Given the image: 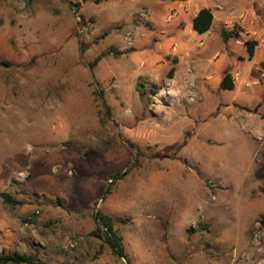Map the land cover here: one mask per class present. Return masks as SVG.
Segmentation results:
<instances>
[{
	"label": "rangeland",
	"instance_id": "374dc122",
	"mask_svg": "<svg viewBox=\"0 0 264 264\" xmlns=\"http://www.w3.org/2000/svg\"><path fill=\"white\" fill-rule=\"evenodd\" d=\"M246 42L263 50L264 0H0V194L23 202L0 199V255L264 264V59L242 63ZM226 71L236 92L217 88ZM96 211L125 261L98 255Z\"/></svg>",
	"mask_w": 264,
	"mask_h": 264
},
{
	"label": "trees",
	"instance_id": "16d2710c",
	"mask_svg": "<svg viewBox=\"0 0 264 264\" xmlns=\"http://www.w3.org/2000/svg\"><path fill=\"white\" fill-rule=\"evenodd\" d=\"M87 1H92L96 4L99 3V0H81L82 3H85ZM174 1L186 2L187 0H174ZM80 4L81 3L78 2L73 3L72 7L78 10L80 8ZM212 22H213V16L211 11L207 8H202L197 12L196 16L191 21V30L199 36L204 35L210 30L212 26ZM238 37H239V33L237 32L236 27H233L230 31H225V30L221 31V38L223 42H227L231 38L237 39ZM257 45H258L257 42L245 43L246 53L249 59H251V57L253 56V51ZM96 61H98V58L95 60V62ZM1 64L6 65L4 63ZM258 66L259 69L264 72V61L260 62ZM234 87H235V82L233 77L229 72L227 71L224 72L218 84V90L231 92L234 90ZM124 174L125 173H122L121 175H117L113 179L119 180ZM255 177L258 180L264 179V162L262 163L260 168L255 171ZM108 193L109 190H106V194ZM0 199L4 205L10 208H15L17 206L23 205L22 201L15 199L8 193H1ZM93 219L95 221V228L92 232V236L101 240L103 243L100 246V251L98 252V255L101 253L103 249H106L113 257L117 259L126 260L124 247L122 245V237L116 230L112 218L108 215L102 214L99 211H96L95 215L93 216ZM197 228L199 229V231H202L207 228V225L199 223ZM188 231L190 232V230ZM0 264H44V263L38 262L34 257L30 255L12 253L9 255H4V254L0 255Z\"/></svg>",
	"mask_w": 264,
	"mask_h": 264
},
{
	"label": "crops",
	"instance_id": "0c3cea01",
	"mask_svg": "<svg viewBox=\"0 0 264 264\" xmlns=\"http://www.w3.org/2000/svg\"><path fill=\"white\" fill-rule=\"evenodd\" d=\"M191 1L192 0H187L186 2H182V4H191ZM202 8H205L203 5H200V4H198V5H194V7H191V10L192 11H194L193 12V14H192V18H191V20L187 23V18L186 17H183V19H184V22H186L188 25V27H190L191 28V21H192V19L196 16V14H197V12L200 10V9H202ZM212 13V12H211ZM181 14H185L184 12H182V11H179V14H178V17L181 15ZM212 16H213V14H212ZM177 17V18H178ZM176 18V19H177ZM175 19V20H176ZM174 20V21H175ZM173 21V22H174ZM213 22H214V17H213ZM213 22H212V25H213ZM211 29H212V26H211V28H210V30L206 33V34H204V35H207L210 31H211ZM197 35V34H196ZM199 36V35H198ZM200 36H203V35H200ZM258 46V45H257ZM257 46L255 47V49H254V51H253V56L251 57V59H249L248 58V55H247V58H239L240 59V61L242 62V63H244V61L245 60H247L248 62H251V63H259L261 60H263L264 58H262L263 56H264V47H263V50L262 49H257ZM245 50H246V48H245ZM247 73H245V74H243L242 75V80H243V83H245V80L247 79ZM220 82V81H219ZM219 82H217V88H218V84H219ZM236 87H235V89H234V91H231V92H236ZM245 95L247 94V93H244Z\"/></svg>",
	"mask_w": 264,
	"mask_h": 264
},
{
	"label": "built area",
	"instance_id": "2783aa9c",
	"mask_svg": "<svg viewBox=\"0 0 264 264\" xmlns=\"http://www.w3.org/2000/svg\"><path fill=\"white\" fill-rule=\"evenodd\" d=\"M181 11L184 12V13H186V9H185V8H182ZM178 14H179V12L176 11V10H172V11H170V12L166 15L164 21H165L166 23H171V22H173V21L178 17ZM201 46H202V43H199V47H201ZM210 187H212L211 184H210Z\"/></svg>",
	"mask_w": 264,
	"mask_h": 264
},
{
	"label": "water",
	"instance_id": "95a60500",
	"mask_svg": "<svg viewBox=\"0 0 264 264\" xmlns=\"http://www.w3.org/2000/svg\"><path fill=\"white\" fill-rule=\"evenodd\" d=\"M79 20H81V18L79 17L78 18ZM128 148L130 149V150H132V147L131 146H128ZM124 260V259H123ZM125 261V260H124ZM125 264H128L126 261H125Z\"/></svg>",
	"mask_w": 264,
	"mask_h": 264
}]
</instances>
